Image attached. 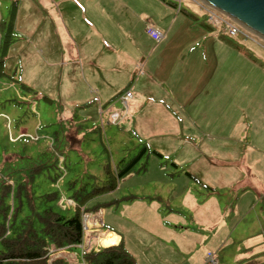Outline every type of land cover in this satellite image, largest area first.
I'll return each mask as SVG.
<instances>
[{"label":"rangeland","instance_id":"rangeland-1","mask_svg":"<svg viewBox=\"0 0 264 264\" xmlns=\"http://www.w3.org/2000/svg\"><path fill=\"white\" fill-rule=\"evenodd\" d=\"M159 1L0 0V199L12 204L13 193H19L23 199L25 189L39 200L44 199L40 195L55 192L57 199L52 200H56L55 209L71 217L75 200L81 199V195L93 187L102 185L108 167L114 172L125 167L145 148L133 170L128 172L131 181L126 183L122 178L118 182V191L88 203L111 200L98 211L89 213L91 219L85 224H92L89 229L97 227L90 230L94 234L85 231L82 247L76 245L57 251L50 255L51 259L62 257L68 264H84L82 250L110 246L103 245L101 238L111 234L120 237L124 249L137 264H213L207 260L208 252L214 253L215 264H264V255H258L264 254V220L261 229L259 221L249 213L247 221L245 218L240 223L237 233L243 235L247 232L250 237L246 240L250 242L225 241L222 234L220 241L214 242L211 227L195 220V201H191L194 197L197 204L201 203L207 195L197 194L192 188L193 196H168V183L163 185L159 177L171 179L183 173L179 167L171 170L172 156L176 158L177 153L173 144L166 142L175 132L165 133L169 138L156 137V133L148 136L149 132L140 130L135 121L132 122L130 111L124 119L121 117L120 122L110 123V113L99 114L94 109L97 92L93 85L85 83L88 80L85 55L89 50L91 63L100 64L103 58L110 63L112 58L116 65L114 73L120 72L117 76L124 78L122 89L134 91V94V79L140 70L147 71V68L132 66L130 55L123 61L121 55L111 54L113 50L105 42L111 43L110 32L119 34L118 41L121 42L127 40L123 33L131 34L129 39L135 37L145 48L152 49L155 40L146 35L149 20L155 24L160 20L167 28L178 16L185 19L175 21L174 28L189 23L196 29L209 30L207 13L195 3H182V10L176 13L178 0ZM15 4L12 37L7 52H4L3 44ZM211 29L216 32L215 28ZM97 33L104 35V42L100 40L99 43ZM86 36L90 43L88 52L83 44V41L88 42ZM195 39L196 36L191 41ZM253 40L224 35V41L238 46V51L244 53L240 58L256 62L254 66L264 72V48ZM104 68L103 72H106L107 67ZM232 68L240 67L232 65ZM101 73V67H98L95 75L101 76ZM249 82L250 79L246 85ZM239 87L240 82L235 89ZM87 94L92 99L84 102ZM114 106L123 109L119 100ZM168 108L174 114L177 103L171 101ZM153 158L160 161L165 175L158 177V169L151 168ZM153 165L160 167L157 162ZM149 177H154L160 184L157 181L153 185L135 183L141 178L152 179ZM6 184H9L10 191L3 195ZM192 186L202 191L195 182ZM154 189L162 196V200H158L160 205L154 207L153 201L158 203L157 200H134L130 196V193H153ZM218 199L219 213L226 217L230 206L226 207L221 195ZM16 202L18 199L15 198ZM142 203L150 206L149 212L142 209L139 205ZM130 204H133L134 211L139 210L137 214L128 209ZM176 215L183 217L184 221L179 219L180 223H174L171 218ZM159 225L167 227V236L159 235Z\"/></svg>","mask_w":264,"mask_h":264},{"label":"crops","instance_id":"crops-1","mask_svg":"<svg viewBox=\"0 0 264 264\" xmlns=\"http://www.w3.org/2000/svg\"><path fill=\"white\" fill-rule=\"evenodd\" d=\"M159 3L161 4L160 1ZM175 18L167 28L160 20H157V24L154 23L164 37L155 40L152 49L145 48L143 42L135 37L129 39L131 34L126 33L123 35L127 40L122 42L118 41L119 34L112 32L109 34L112 44L105 40L113 50L111 54L121 55L123 61L130 55L132 66L137 69L139 66L147 68V71L140 70L134 79L136 93L132 91L128 111L132 122L135 121L140 130L149 132L148 136L156 133V137L162 135L169 138L165 133H176L170 136L166 144L172 143L177 153L176 158L172 156L171 170L179 167L183 173L171 179L159 177L161 174L165 175L164 168L155 158L151 167L158 169L157 175L163 185L168 183V196H193L192 188L197 194L207 195L201 203L197 204L194 197L191 201H195V220L211 227L212 241L219 242L222 234L225 241L250 242L246 240L250 237L247 232L242 235L237 231L249 213L259 221L261 229L264 220V72L260 67L254 66L256 62L240 58L244 53L238 51L236 45L224 41L221 38L224 35L218 31L214 32L208 27L209 30L196 29L189 23L181 28H174L175 21L185 19L178 16ZM150 22L152 21L149 20L148 23ZM146 35L152 39L148 33ZM103 36L97 33L99 43L100 40L104 42ZM195 36L196 39L191 41ZM86 38L88 42L82 41L84 50L88 52L90 43L89 38ZM233 55L236 57L232 58ZM85 56V65L88 66V80L85 83L93 85L97 92L94 109L99 114L110 113L112 110L122 111L114 106L119 100L118 96L125 90L122 89L124 78L117 76L121 73H114L115 61L111 58L109 63L107 58H103L100 64L91 63L90 50ZM232 65L240 68H232ZM98 67H101V76L95 75ZM104 67H107L106 72H103ZM249 79L250 82L246 85ZM239 82L240 87L235 89ZM127 90L129 89L125 91ZM90 99L92 98L87 94L84 102ZM171 101L177 103L174 114L168 108ZM156 162L160 167L153 165ZM149 178L152 179L141 178L135 183L153 185L157 181L160 184L154 177ZM124 180L126 183L131 181V176H126ZM192 182L202 191L197 186H192ZM119 185L114 191L120 189ZM154 190L153 193L142 195L130 193V196L134 200L149 198L151 201H161L162 196ZM220 195L226 207L230 206L226 217L219 213ZM159 201H153L152 207L160 205ZM132 205L127 206L128 209L137 214L139 210L134 211ZM139 205L149 212V205ZM256 211L259 213H254ZM179 219L184 221L183 217L177 215L171 218L174 223H180ZM96 228L87 232L94 234L90 230ZM216 229L217 232H214ZM158 232L162 236L168 235L167 227L162 225L158 226ZM119 239L117 236L111 244H117ZM262 253L258 255H264Z\"/></svg>","mask_w":264,"mask_h":264},{"label":"trees","instance_id":"trees-1","mask_svg":"<svg viewBox=\"0 0 264 264\" xmlns=\"http://www.w3.org/2000/svg\"><path fill=\"white\" fill-rule=\"evenodd\" d=\"M16 9L15 4L3 44L4 52H7L10 45ZM206 26L211 29L208 24ZM221 38L224 39V36ZM144 151L145 148H142L125 167L116 169L115 172L108 167L103 184L93 187L82 194L81 199L75 200L76 206L71 217L55 209L56 200L52 202L57 199L55 192L40 195L39 197L44 199L39 200L29 195V189H25L23 199L19 193H13L12 204L0 199L2 202L0 204V264H68L64 258L51 259L50 255L60 250H67L71 246L80 247L84 235L83 212H96L111 200L96 201L91 205L88 203L101 195L113 192L118 182L133 170V166L139 161ZM154 153L160 155L156 151ZM9 191L10 186L6 184L2 194L6 195ZM15 198L18 199L16 203H14ZM81 258L84 264H137L134 257L124 249L121 240L115 245L100 247L97 250L90 248L82 250Z\"/></svg>","mask_w":264,"mask_h":264},{"label":"built area","instance_id":"built-area-1","mask_svg":"<svg viewBox=\"0 0 264 264\" xmlns=\"http://www.w3.org/2000/svg\"><path fill=\"white\" fill-rule=\"evenodd\" d=\"M182 3H195L198 5L200 8H202L206 13H207V24L211 28H215L216 31L219 32L221 35H228L230 37H237L241 36L244 37L245 39L253 40L254 37L257 38L258 40L255 41V43H258L264 48V39H262L260 36L256 35L253 33L251 30L246 28L245 26L241 25L238 23L236 20L228 16L227 14L216 10L210 5L205 4L203 1L199 0H178L177 3L175 4V11L180 12L182 10ZM146 32L156 41L161 40L164 37V34L155 28V25L153 22H150L146 25ZM255 35V36H254ZM261 42V43H260ZM132 97V92L130 90L125 91L121 95L118 96V99L121 101L123 105L122 111H111L109 114V122L111 119L110 123H118L120 122L119 120L123 116V119L126 117L128 113V102L129 99ZM122 119V120H123ZM121 120V121H122ZM70 204V203H69ZM90 214H86L83 217V228L85 230H89V227L87 224H85V221L88 222L90 221ZM83 244L80 245L82 247ZM207 260L210 263L215 264L216 259L214 258V253L208 252L207 253Z\"/></svg>","mask_w":264,"mask_h":264},{"label":"water","instance_id":"water-1","mask_svg":"<svg viewBox=\"0 0 264 264\" xmlns=\"http://www.w3.org/2000/svg\"><path fill=\"white\" fill-rule=\"evenodd\" d=\"M264 39V0H201Z\"/></svg>","mask_w":264,"mask_h":264},{"label":"bare ground","instance_id":"bare-ground-1","mask_svg":"<svg viewBox=\"0 0 264 264\" xmlns=\"http://www.w3.org/2000/svg\"><path fill=\"white\" fill-rule=\"evenodd\" d=\"M101 240H102V243L106 245V244H111L115 242L116 237H113V235L109 234L105 238H102Z\"/></svg>","mask_w":264,"mask_h":264}]
</instances>
